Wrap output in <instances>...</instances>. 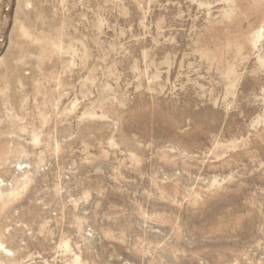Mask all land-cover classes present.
I'll list each match as a JSON object with an SVG mask.
<instances>
[{
	"label": "rangeland",
	"instance_id": "obj_1",
	"mask_svg": "<svg viewBox=\"0 0 264 264\" xmlns=\"http://www.w3.org/2000/svg\"><path fill=\"white\" fill-rule=\"evenodd\" d=\"M3 67L1 264H264V0H0Z\"/></svg>",
	"mask_w": 264,
	"mask_h": 264
},
{
	"label": "bare ground",
	"instance_id": "obj_2",
	"mask_svg": "<svg viewBox=\"0 0 264 264\" xmlns=\"http://www.w3.org/2000/svg\"><path fill=\"white\" fill-rule=\"evenodd\" d=\"M29 5V4H28ZM23 11H24V9H23ZM14 43V42H13ZM40 63V62H39ZM5 64V63H4ZM4 64H2L3 66H4ZM10 65V64H9ZM5 66H7L6 64H5ZM14 67V66H13ZM15 68V67H14ZM9 69V68H8ZM11 70H12V68H11ZM1 71V70H0ZM2 71H3V73L4 74H2V75H0V81L1 80H3V79H5V77H6V72H7V67H3L2 68ZM13 77V76H12ZM22 80V79H21ZM1 91V90H0ZM0 254H1V256H3L4 258H8L12 253H10V250L9 249H7L4 245H3V243L2 242H0ZM2 263V260H0V264Z\"/></svg>",
	"mask_w": 264,
	"mask_h": 264
}]
</instances>
